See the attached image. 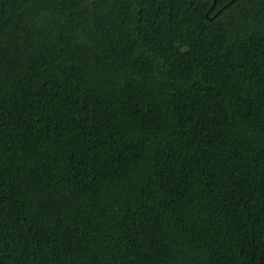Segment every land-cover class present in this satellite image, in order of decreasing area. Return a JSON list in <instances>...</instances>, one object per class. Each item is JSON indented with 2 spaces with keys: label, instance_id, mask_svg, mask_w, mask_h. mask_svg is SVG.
Here are the masks:
<instances>
[{
  "label": "trees",
  "instance_id": "16d2710c",
  "mask_svg": "<svg viewBox=\"0 0 264 264\" xmlns=\"http://www.w3.org/2000/svg\"><path fill=\"white\" fill-rule=\"evenodd\" d=\"M0 0V264H264V0Z\"/></svg>",
  "mask_w": 264,
  "mask_h": 264
},
{
  "label": "water",
  "instance_id": "95a60500",
  "mask_svg": "<svg viewBox=\"0 0 264 264\" xmlns=\"http://www.w3.org/2000/svg\"><path fill=\"white\" fill-rule=\"evenodd\" d=\"M233 2H235V0ZM216 3H217V0L214 1L213 8L216 6Z\"/></svg>",
  "mask_w": 264,
  "mask_h": 264
}]
</instances>
